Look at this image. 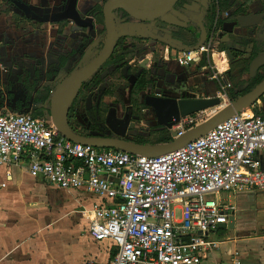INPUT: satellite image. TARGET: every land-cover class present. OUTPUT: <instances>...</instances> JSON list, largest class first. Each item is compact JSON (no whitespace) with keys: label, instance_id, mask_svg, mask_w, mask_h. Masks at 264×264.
Masks as SVG:
<instances>
[{"label":"built area","instance_id":"2783aa9c","mask_svg":"<svg viewBox=\"0 0 264 264\" xmlns=\"http://www.w3.org/2000/svg\"><path fill=\"white\" fill-rule=\"evenodd\" d=\"M216 41L214 29L200 50H176L172 57L183 67L200 64ZM259 109L264 115V106ZM195 119H182L173 131L183 135ZM14 165L62 190L98 197L88 212L89 234L114 244L107 264H201L220 250L222 226L235 213L220 196L264 191V116L242 111L184 147L148 157L73 143L52 121L6 111L0 113V171ZM7 182L0 177V197Z\"/></svg>","mask_w":264,"mask_h":264},{"label":"crops","instance_id":"0c3cea01","mask_svg":"<svg viewBox=\"0 0 264 264\" xmlns=\"http://www.w3.org/2000/svg\"><path fill=\"white\" fill-rule=\"evenodd\" d=\"M25 1L33 7H39L41 3L45 2L44 0ZM93 5L89 0H82L79 9L82 14H87ZM6 6L7 9L13 8L1 0L0 91L4 90L7 81L10 83L7 80V73L11 70L13 73L15 72L14 69L18 64L17 59L21 57L22 53L29 55L31 52L33 54L39 53L49 57V53L54 47V41L62 39L59 35L58 24L48 23L36 26L37 30L32 33L27 42H24L22 38L25 37L26 32L15 26L13 18L7 16L5 13L7 11ZM14 13L16 14L15 11ZM227 27V30L230 31L224 30V32L228 33L232 41L231 32L236 27L234 25L232 28L229 25ZM229 44L227 51L224 52H215L219 48L218 43L213 49L212 58L215 62V68L220 71L215 61L216 54L219 55L221 61L225 60L228 64V70L225 73L220 72V75L227 74L230 69ZM175 53H177L176 50H170L166 51L163 57L148 55L147 62L151 61L152 73L164 84L162 90H164L165 95L167 94L168 97L177 100L212 98L218 91V87L212 80L207 65H201L203 60L200 64L186 68L180 66L173 59L172 56ZM198 69L200 71H197ZM245 74L246 72L242 75L243 81ZM174 87L176 89H172ZM170 90L176 92L172 94ZM6 97V92L0 94V103L2 104L0 107L3 106V103L9 104L10 100H7ZM259 106H264V102H261ZM205 112L193 117L197 118ZM22 170H25V178ZM0 177L2 181H8V188L1 193L0 197V264H87L92 261L97 264H107L110 262L117 251L114 244L109 241L98 243L89 234L88 212L99 203L97 196L81 190L65 191L43 179H34L30 176L28 169H24L22 166H5L0 171ZM27 177L30 180H27ZM42 184H48L52 189L62 194L65 201V213L60 219L53 220L51 206L49 212L47 210H44L45 212L38 211L37 207L40 206V203L32 202L29 199L34 188ZM233 195L235 193H226L220 196V199L223 205L235 209L236 226L234 229L230 226L222 228L220 236H224L226 241L223 242L219 251L211 254L201 264H237V262L240 264H264V222H247L244 217L246 210L238 212L234 202L236 197ZM255 208L253 207V209ZM63 219L70 220V229L81 226V232L87 235V245L82 248L78 257L67 254L71 245L61 241L65 247L63 251L62 244H60L61 248L54 242L55 233L60 234L58 223ZM60 240L62 239L60 238Z\"/></svg>","mask_w":264,"mask_h":264},{"label":"flooded vegetation","instance_id":"af4514ba","mask_svg":"<svg viewBox=\"0 0 264 264\" xmlns=\"http://www.w3.org/2000/svg\"><path fill=\"white\" fill-rule=\"evenodd\" d=\"M3 1L9 6L13 7L16 14L23 17L22 19H25L28 22H32L35 24H65L68 22L72 23L81 31L80 38L83 42H91V40H95L99 35L98 29L100 25L105 27L103 30H105L107 34L103 10L105 4L109 0L96 1L97 3L95 2V4L86 15H83L79 9L80 2L82 0H44L46 3H41L39 7H33L25 0ZM212 4H216L218 6L215 35L217 39L216 42L219 44V47H227L231 42V39H228V42H225L228 33H225L224 30H227L228 25L229 27L231 26L230 28H232V25L236 27L235 30L231 32V36L233 39V43L236 44L237 47L240 46V43L242 44L241 40H245L247 42L246 48L242 49L244 51L242 52L241 56H237L238 53L236 51L234 52V55L229 51L233 56V60L231 59L230 61V70H232L235 65L245 64L246 68H248L246 74H248L252 62L260 57L264 58V0H179L175 4L173 11L182 14L184 19L181 20L180 18L176 17L177 19H175V21L177 22V24L175 25H167L162 21L161 18L138 21L129 16V14H127L126 12L122 10H116L113 14L118 28L116 50L112 58L99 70V72L102 70L101 79L103 81L102 75L104 69L107 67V65H109V63L113 62L112 64L115 68V71L120 70L125 81L123 88V96L125 97V101L121 104H118V107L114 106L113 108H111L107 112L106 118L104 119L102 103L105 98L112 97L114 92L112 91V96H106L102 100H99L98 97L100 89L96 87H84L87 83L86 82L83 88L80 90V93L74 101L73 105L70 107L68 118L70 128L77 134L83 136L118 138L117 134L112 130V128H114L116 124L114 118L111 117L110 120L108 119L111 110L114 109L116 111V115L114 116L116 117V119L124 120L129 117L131 119L129 124L134 125V129L129 128V130L126 132L127 140L134 142L143 139L141 136L142 130L135 125V121L140 122L141 120L146 123L144 124L145 132L154 133L155 135H161L162 131H164V129L166 128L160 125L156 112L145 105V100L149 95L162 99H170L171 97H168L167 94L165 95L164 90H162V86L164 84L160 79H158L157 76L152 73L151 61L146 63V61H148V55L163 57L166 51L176 50L170 47L164 41L173 43L174 41L180 42L181 47H194L198 43V28H201V24L203 25V19L206 15V12L209 6ZM252 14L259 15L260 19L257 28L244 29L239 27V25L237 24V18L239 16H247ZM78 16L82 18V23L86 24L85 26H79L73 19ZM89 19L92 20V22H90ZM132 25H139L141 26V29H136L134 32H131L129 28L124 29L125 26L129 27ZM240 29L247 32L248 38L238 36L237 31ZM252 30L254 33L253 35H250V32ZM125 32H127V34H125ZM251 37L254 39L253 41H250ZM101 52L97 53V57ZM219 58L220 57L218 56V54H216V63H219ZM220 62L227 63L225 60H222ZM85 66L87 65H84L83 68ZM29 67L31 66L26 63L17 64V67H15L14 69L17 73V79L15 80L14 78L7 77V80H9L10 82L8 83L7 81V85H10L12 92L15 91L17 87H20V89H24L27 96L31 94H38L40 89L37 86L38 83H36L35 74L30 73L28 79L22 78V75L25 74ZM36 67L38 69L42 67L47 71V68L43 66L40 61L37 62ZM67 68H69V66ZM186 68H191V66ZM263 69L264 65L259 68L257 74H262ZM80 70L81 69H78L74 73ZM74 73H72L71 75H73ZM250 78L253 77L250 76ZM39 80L43 81L44 77H40ZM102 87L103 89L111 91L110 89H107L105 87L104 83ZM57 88L58 87L51 91V94H49L47 98H41L39 96L40 98L36 99L37 104L31 103L30 105H28L25 102L20 106H18V102H13L14 98H12L10 92H6L4 88V91L7 93L6 99H9L10 101L9 104L3 103V106L0 107V109L2 108L3 110L0 111H10L31 115L35 118L45 119L47 121L53 122L51 116L50 119H47L44 116L38 117V115L45 114L47 108L46 104H48L49 101L51 109V99ZM172 89L176 88L174 87ZM170 91H172V94L176 92L174 90ZM42 95L43 94L41 93V96ZM85 96H87L86 110L95 115V118L97 117L91 124L84 122L80 113L78 112V105L80 102H82ZM90 97H92V103L89 105L88 100ZM95 97L96 103L94 102ZM75 104L76 108H74L73 110ZM16 105L19 108H17ZM38 109L42 110L41 114H37ZM98 113L101 114V120L103 121L102 127L100 129L99 127L96 128ZM117 130H122V128L119 126Z\"/></svg>","mask_w":264,"mask_h":264},{"label":"water","instance_id":"95a60500","mask_svg":"<svg viewBox=\"0 0 264 264\" xmlns=\"http://www.w3.org/2000/svg\"><path fill=\"white\" fill-rule=\"evenodd\" d=\"M179 0H109L103 10L105 18V26L107 29V39L102 52L98 57L90 64L85 66L80 71L74 73L67 78L55 91L51 99V118L58 129L60 135L70 142L92 146L95 148L103 149H115L124 152L148 156L159 157L167 153L173 152L192 141L203 137L209 131L213 130L220 123L224 122L231 116L246 111L256 105L264 97V81L261 82L251 92L245 94L238 100L232 102L229 106L222 105L221 98H209V99H196V98H183L177 99H162L149 95L146 97L145 105L150 109H153L159 119L160 125L168 130H172L177 126L182 119L197 115L199 113L219 108L221 109L210 120L203 125L194 128L187 133L180 135L178 132H173L174 141L162 144V145H145L139 144L126 139V132L130 129H134V125L129 124L130 118L127 117L124 120L116 119V111L113 109L110 112L109 120L111 117L115 120V127L112 130L117 134L118 138H105L98 136H83L74 132L69 126V113L70 107L78 97L80 90L84 84L88 82L99 70L112 58L117 46L118 28L115 22L114 12L116 10H122L129 14L132 18L138 21L154 20L161 18L167 25H175L177 22L176 17L181 20L184 19L182 14L174 12L173 8ZM79 26H85L82 23L80 16L73 18ZM259 15H247L239 16L237 18V24L244 29H255L258 26ZM90 20V19H89ZM92 22V20H90ZM201 34L198 43L192 48L181 47L180 42H168L167 43L173 49L178 51H198L209 41V34L207 29L201 24ZM134 32L136 29H141L139 25L125 26L124 29H128ZM253 30L250 35H253ZM127 34V32H125ZM230 36H226L225 42H228ZM230 58L233 60V56L228 52ZM264 65V58L260 57L254 60L251 64L249 75L255 77L259 68ZM92 103V97L89 98L88 104ZM119 126L122 130H117ZM89 176H86L88 179ZM236 226V217H231L230 227L234 229ZM226 228V226H222Z\"/></svg>","mask_w":264,"mask_h":264},{"label":"rangeland","instance_id":"374dc122","mask_svg":"<svg viewBox=\"0 0 264 264\" xmlns=\"http://www.w3.org/2000/svg\"><path fill=\"white\" fill-rule=\"evenodd\" d=\"M1 1V0H0ZM88 1V0H83ZM93 4H95L96 1L100 0H89ZM31 2V0H29ZM33 2V0H32ZM45 3V2H44ZM6 14L8 17L13 18V23L15 26H17L19 29H23V31L26 32V35L22 40L24 42H27L32 33L37 30V27L40 23L34 24L32 22H28L25 19L23 20L21 16L14 13V8L7 9L6 6ZM83 15H86L83 13ZM102 21V20H101ZM56 25V24H53ZM59 26V35L62 39H59L57 41H54V47L49 53V57H45L41 54H33L32 52L29 54H21V57L17 59L18 64H29L31 67L28 68V70L25 72V74L22 75V78L28 79L30 73L35 74V79L38 88L40 91L38 94H31L26 95V92L24 89H20V87H17L15 91L12 92L10 85L7 84L4 86L6 92H10L12 95V98L15 99L16 102H18V106L21 104H24L25 102L30 105L31 103L37 104L36 99L37 98H47L49 94H51V91H53L56 87H59L61 83L64 82L65 79H67L72 73L77 71L78 69H82L84 65H88L91 63L96 57L97 53L101 52L103 49L105 39H106V32L103 30L105 27L100 25L99 26V35L95 40H91V42H83L80 38V30L74 26L72 23L68 22L65 24H58ZM67 27V28H66ZM238 36H241L243 38H248L247 32L241 30L237 31ZM254 39L251 37L250 41H253ZM227 51L226 46L219 47L215 52H224ZM20 54V52H19ZM213 51H211L209 54H206L203 57V62L201 65H207V69L210 73V76H212V80H214L215 84L218 87V91L213 95L212 98H221L222 105L225 107L229 106L233 101L230 98L231 95V87L229 88V85L232 84L229 81V77L227 74L220 75L219 71L215 68V62L212 58ZM219 56V55H218ZM40 61V63L47 68H37L36 64ZM216 63L221 73H225L228 70L227 63L220 62ZM113 62L109 63L107 67L104 69L102 78L103 83L107 89H110L114 92L112 97H107L104 99L102 103V109L104 111V119L106 118L107 112L113 108L114 106H117L118 104H121L124 102L125 97L123 96L124 91V78L121 74V71H115V68L113 67ZM147 63V61H146ZM144 64V63H143ZM231 64V63H230ZM69 66V68H67ZM231 66V65H230ZM230 70V69H229ZM197 71H200L198 69ZM262 74H264V69L262 70ZM17 73L10 71L8 73V77L14 78L15 80ZM232 76H237V71H233ZM40 77H44V80H39ZM243 79L247 81L250 80L249 74H245L243 76ZM232 86V85H231ZM4 90L0 91V94L5 92ZM41 93L43 94L41 96ZM27 96V97H26ZM40 96V97H39ZM13 99V100H14ZM86 100L87 96H85L82 100V102L78 105V112L80 113L82 119L84 122L91 124L93 121H95V115L91 114L86 110ZM96 103V97L95 101ZM262 102H264V97L262 99ZM2 104L0 103V106ZM17 105L16 107L19 108ZM15 107V104H14ZM118 107V106H117ZM221 109L214 108L211 109L203 114H200V116L195 119V125L192 127L185 128L181 131L182 134L187 133L188 131L193 130L196 127H199L203 125L205 122L210 120L214 115H216L218 112H220ZM3 111H1L2 113ZM42 110L38 109L37 114H41ZM136 122V127L142 130V138L145 140L150 141H157L161 136L165 135L167 133L168 129H164L162 131L161 135H155L154 133L145 132V126L146 124L143 120L140 122ZM170 131V130H169ZM171 134H173V130L170 131ZM24 169H28L27 166H22ZM24 173L25 178V170H22ZM27 180L28 179L27 177ZM29 199L32 200V202H38L40 203V206L37 207L38 211L45 212L44 210H47L49 212V207L52 208V218L53 220L60 219V217L63 216L65 213V201L63 199L62 194L59 191H56L55 189H52L48 184H42L37 185L33 192L29 195ZM235 204L238 212L244 211V217L247 220V222L250 221H258V222H264V191H248V192H241L236 193L235 195ZM210 199H213L214 196H209ZM253 207H256L253 209ZM239 217V215H238ZM58 228L60 229V234H56L53 237L54 242H56L57 246L61 247L60 244H62L61 241L66 242V244L71 245L69 247V251H67V254H72L73 257H78L80 254V251L83 247H86L87 245V235L83 234L80 230V227H77L75 229L71 228V223L69 219H63L60 220L58 223ZM238 237V235H236ZM60 238L62 240H60ZM55 244V245H56ZM63 246V244H62ZM62 248V247H61ZM65 247L63 246V251ZM66 256V255H63Z\"/></svg>","mask_w":264,"mask_h":264},{"label":"trees","instance_id":"16d2710c","mask_svg":"<svg viewBox=\"0 0 264 264\" xmlns=\"http://www.w3.org/2000/svg\"><path fill=\"white\" fill-rule=\"evenodd\" d=\"M217 15H218V6L216 4H212L209 6L206 15L203 19V26L207 29L208 34H209V38L211 37L215 27H216V22H217ZM199 31V35L198 38H200V34H201V28H198ZM242 44L240 43L239 47L236 46V44L233 43V41L230 42L229 46V50L230 52L234 55V52L236 51L238 54L237 56H241L242 52L246 48V44L247 42L245 40H241ZM236 70L237 71V76H232L233 75V71ZM248 71V68H246L245 64H238L235 65L232 70H230L227 75L229 77V81L232 83L230 85L231 86V95L230 98L231 100L234 102L236 100H238L239 98H241L242 96H244L245 94L251 92L254 88H256L261 82L264 81V74H260L258 73L255 77L250 78L249 81L246 82V80H242V75ZM101 74H102V70L100 72H98L91 80H89L84 87L87 88H93L96 87L98 89H100V93H99V100H102L104 97L106 96H112L113 92L103 89L102 85H103V81L101 79ZM263 99V98H262ZM262 99L254 106H252V110L256 113L257 116H264L263 113L261 112V110L259 109V104L262 102ZM44 105V104H42ZM47 107V108H46ZM46 112L45 114L42 115H38V117H46L47 119H50V101L48 102V104H46ZM76 108V104L73 107ZM101 114L98 113V119L96 121V128L99 127V129L102 127L103 121L101 120ZM174 141V136L173 134H171V132L169 130H167V133L163 136H161L157 141L153 142L150 140H137L134 141L136 143L139 144H145V145H162V144H167Z\"/></svg>","mask_w":264,"mask_h":264}]
</instances>
